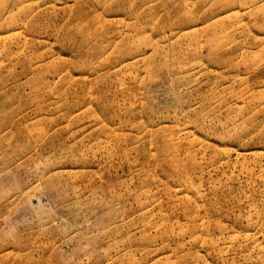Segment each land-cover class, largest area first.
<instances>
[{"label":"rangeland","instance_id":"374dc122","mask_svg":"<svg viewBox=\"0 0 264 264\" xmlns=\"http://www.w3.org/2000/svg\"><path fill=\"white\" fill-rule=\"evenodd\" d=\"M0 264H264V0H0Z\"/></svg>","mask_w":264,"mask_h":264}]
</instances>
